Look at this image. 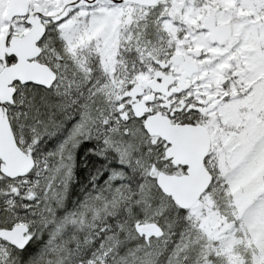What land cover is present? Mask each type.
I'll use <instances>...</instances> for the list:
<instances>
[{"label":"snow or ice","instance_id":"snow-or-ice-1","mask_svg":"<svg viewBox=\"0 0 264 264\" xmlns=\"http://www.w3.org/2000/svg\"><path fill=\"white\" fill-rule=\"evenodd\" d=\"M0 264H264V0H0Z\"/></svg>","mask_w":264,"mask_h":264}]
</instances>
